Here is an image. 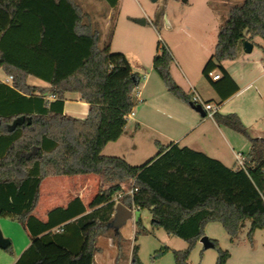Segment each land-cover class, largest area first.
<instances>
[{
  "label": "trees",
  "instance_id": "obj_1",
  "mask_svg": "<svg viewBox=\"0 0 264 264\" xmlns=\"http://www.w3.org/2000/svg\"><path fill=\"white\" fill-rule=\"evenodd\" d=\"M115 9L118 0H104ZM108 40L99 47L101 31L74 0H0V69L12 78V87L0 84V219L23 227L30 245L14 264H94L96 239L111 233L112 198L126 182L134 181L133 203L149 209L153 226L186 243L180 251L167 247L174 264H188L194 245L205 227L218 223L231 243L248 224L247 236L264 231V142L251 140L241 167L228 169L219 162L187 148L170 145L143 166H130L117 157L101 155L117 141L126 117L136 106L133 92L138 76L122 53L110 51ZM259 38L264 52V0H244L229 10L220 27L213 58L233 60L244 51V43ZM172 56L157 42L153 72L168 93L192 103L173 81L169 68ZM48 70L50 77L42 75ZM42 71V72H41ZM27 75L45 78L54 101L47 105L44 92L25 84ZM36 96L41 106L34 115L9 111V96ZM23 94V95H22ZM67 94H77L89 107L79 121L62 113ZM218 125L247 135L233 115L213 114ZM31 152L34 154L29 155ZM93 174L109 185L99 190L86 210L79 199L65 208H54L42 222L33 216L39 187L47 177ZM130 205L129 197L121 201ZM136 226L141 228L140 220ZM145 230L137 231V236ZM215 264H226L228 251L217 247ZM9 252V250H7ZM130 264H141L138 246L133 245Z\"/></svg>",
  "mask_w": 264,
  "mask_h": 264
},
{
  "label": "crops",
  "instance_id": "obj_2",
  "mask_svg": "<svg viewBox=\"0 0 264 264\" xmlns=\"http://www.w3.org/2000/svg\"><path fill=\"white\" fill-rule=\"evenodd\" d=\"M243 1L239 0V2L233 3L225 0H206L208 11L210 10L215 20L211 39L208 42L204 39L189 40L184 36H178L179 31L176 29L177 39H168L165 46L172 56L173 61L169 72L175 84L191 99L196 96L202 104L217 106L215 113L235 115L245 128L247 135L218 125L213 119V115L212 117L206 116L204 110V115L201 116L192 108L200 106L203 109L201 104L193 101L188 103L168 93L162 80L152 70L156 48L152 53L150 65L145 67L134 52L126 50L121 52L127 58L132 73L138 76V84L134 90V92H138L137 104L132 109L133 115L127 119L120 138L115 142L108 143L101 151V155L117 157L130 166L139 167L154 159L161 148L176 145L178 148H187L193 152L201 153L228 169L236 170L241 167L237 157H241L243 163L244 155L251 147L250 141L261 140L264 142L263 44L259 38H256L250 53L242 51L233 60L216 61L213 54L218 31L226 23L229 10L234 6L241 5ZM220 5L224 6L222 21H216L220 18L218 12ZM163 30L169 33L170 25L166 24ZM102 36L101 29V39ZM183 48L189 54L185 51L182 52ZM110 51L112 52L111 44ZM208 72L218 75L219 78L214 79L212 76H208ZM42 75L50 77L47 69H44ZM9 77L11 76L0 69V84L12 87V79L10 80ZM25 84L42 90L44 94L40 97L47 105L55 100L49 93L50 84L45 78L27 75ZM37 95L38 93L33 96L23 95L26 99L9 96L8 103L4 104L9 111L34 115L39 112V107H45L44 102L40 106L36 101ZM2 98L3 96L0 94V102ZM88 112V105L80 99L79 95L67 94L65 96L62 106L64 116L83 121L87 118ZM98 178L99 176L93 174L45 178L39 187L33 216L44 222L50 210L58 207L65 208L74 199H79L83 204L86 210L85 214L91 212L88 206L92 199L99 190L109 186L102 181L99 184H92ZM90 188H94V190L90 191ZM144 211L148 212L153 225L150 210L140 209L136 222L140 220L143 229L142 215ZM5 220L0 219V230L8 232ZM136 222L133 221L135 233L138 231ZM11 223L16 224L20 230H17L16 242L11 235L6 234L10 246L6 250H1L6 254L0 252V264H14L30 245V238L23 227L13 221ZM208 225L204 230L206 236H208ZM121 228L116 233L119 235V245L107 231L97 237V252L93 256L94 264H103L98 258L103 248L109 249L111 254L109 263L106 264H130L131 252L130 257L125 255V260L120 256L122 245L129 240L120 232ZM144 230L146 231V229ZM111 233L115 232L111 230ZM230 260L231 256L226 264H229Z\"/></svg>",
  "mask_w": 264,
  "mask_h": 264
},
{
  "label": "rangeland",
  "instance_id": "obj_3",
  "mask_svg": "<svg viewBox=\"0 0 264 264\" xmlns=\"http://www.w3.org/2000/svg\"><path fill=\"white\" fill-rule=\"evenodd\" d=\"M225 1L239 2V0ZM74 2L83 14H87L96 29L100 31L102 29L103 36L99 47L108 40V33L111 32L112 52L122 53L121 51L131 50L144 67L150 65L157 42L165 45L168 39L176 40L178 36H184L189 40L204 39L208 42L215 23L212 13L206 6V0H188V2L182 0H118L115 9H110L104 0H74ZM218 9L220 18L216 21H222L224 6L220 5ZM166 24L171 27L169 33L163 30ZM176 29L179 31L178 36L175 33ZM184 51L188 53L183 48L182 52ZM100 181L104 182L99 177L92 184H99ZM129 184L126 182L125 187L130 186ZM90 189V191L94 190V188ZM138 215L136 214V218ZM142 217L146 231L138 235L135 242L133 219L130 218L122 226L120 232L129 240L122 245L120 256L124 260L125 255L130 257L131 247L136 244L141 264H174L171 253L158 257L157 252L164 247L180 251L186 248V243L176 237L168 236L161 228L154 227L147 211L143 212ZM4 222L9 231L1 230L3 237L8 239L6 234L11 235L16 242L17 230L20 229L8 219ZM208 226V236H204L211 241H216L219 249L229 252L231 256L229 264H264V231L257 230L249 238L247 225L239 234L238 239L230 243L228 236L218 223ZM137 229L138 231L143 230L142 227H137ZM0 252L6 254L3 253L4 251L0 250ZM110 255V250L103 248L98 258L106 264L109 263ZM216 258V248L205 250L200 243H196L190 252L188 264H215Z\"/></svg>",
  "mask_w": 264,
  "mask_h": 264
},
{
  "label": "water",
  "instance_id": "obj_4",
  "mask_svg": "<svg viewBox=\"0 0 264 264\" xmlns=\"http://www.w3.org/2000/svg\"><path fill=\"white\" fill-rule=\"evenodd\" d=\"M155 1V0H152ZM183 2H186V0H182ZM144 24V21L142 22ZM244 52L250 53L252 50V44L249 42L244 43ZM196 112H198L201 116L204 115L203 109L200 106H193L192 107ZM34 154V152H31L29 155ZM131 218V212L124 207L121 204H117L114 209V214L112 217V222L110 224V228L115 232L118 233L119 229L126 223L127 220ZM200 244L203 246V249H213L214 244L213 242L208 239L207 237L203 236L199 240ZM10 246V241L8 239H5L1 233L0 230V250H6Z\"/></svg>",
  "mask_w": 264,
  "mask_h": 264
},
{
  "label": "built area",
  "instance_id": "obj_5",
  "mask_svg": "<svg viewBox=\"0 0 264 264\" xmlns=\"http://www.w3.org/2000/svg\"><path fill=\"white\" fill-rule=\"evenodd\" d=\"M208 76H212L214 79H218L219 76L218 75H213L212 72H208L207 73ZM9 79L11 80L12 78L9 77ZM137 95H138V92H134L133 94V97L135 98V100L137 101ZM192 101L194 103H198V104H201L202 107H203V110L205 111L206 113V116L208 117H212V115L215 113L216 109H217V106L213 105V104H202L198 97L194 96V98L192 99ZM133 113L132 111L127 115L126 119H128L130 116H132ZM237 160H238V163L240 166H242V158L241 157H237ZM130 186L128 187H124V189L117 193L113 198H112V202L114 204V209L116 207L117 204H121L123 205L124 207H126L130 212H131V219H133L134 222H136V214H138V212L140 211V208L135 205L133 203V195L137 192V188L134 186V181H130ZM125 197H129L130 199V205L127 206V205H124L121 201L123 198ZM114 214V212H113Z\"/></svg>",
  "mask_w": 264,
  "mask_h": 264
}]
</instances>
